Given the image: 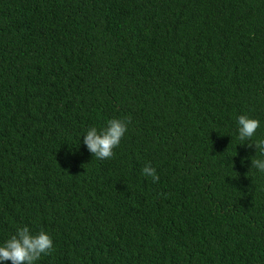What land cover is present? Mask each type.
<instances>
[{
    "label": "trees",
    "instance_id": "1",
    "mask_svg": "<svg viewBox=\"0 0 264 264\" xmlns=\"http://www.w3.org/2000/svg\"><path fill=\"white\" fill-rule=\"evenodd\" d=\"M129 117L93 157L87 130ZM259 139L264 0H0V246L28 226L54 245L35 264H264Z\"/></svg>",
    "mask_w": 264,
    "mask_h": 264
},
{
    "label": "clouds",
    "instance_id": "2",
    "mask_svg": "<svg viewBox=\"0 0 264 264\" xmlns=\"http://www.w3.org/2000/svg\"><path fill=\"white\" fill-rule=\"evenodd\" d=\"M131 118H113L107 121V127L98 131L96 127H90L83 137V143L87 146L93 157L105 160L111 159L114 149L119 146L122 138L128 130ZM238 139L241 142L252 141L257 129L260 127L258 119L247 115H240L237 119ZM251 148L255 146L256 153L264 156V139L255 142L242 143ZM244 161L242 160L241 163ZM251 168L264 172V159L251 157ZM141 174L151 177L153 183L159 182L156 169L146 164ZM54 251L53 240L48 233L41 230L33 234L28 226L19 228L2 246H0V261H11V264H35L42 255H50Z\"/></svg>",
    "mask_w": 264,
    "mask_h": 264
}]
</instances>
